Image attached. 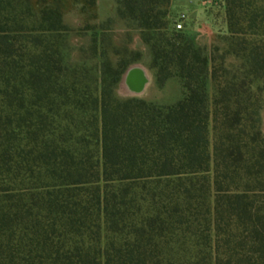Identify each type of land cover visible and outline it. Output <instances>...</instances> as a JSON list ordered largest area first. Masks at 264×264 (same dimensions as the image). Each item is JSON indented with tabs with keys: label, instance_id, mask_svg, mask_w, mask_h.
Segmentation results:
<instances>
[{
	"label": "trees",
	"instance_id": "16d2710c",
	"mask_svg": "<svg viewBox=\"0 0 264 264\" xmlns=\"http://www.w3.org/2000/svg\"><path fill=\"white\" fill-rule=\"evenodd\" d=\"M225 2L232 72L165 30L170 0H114L158 82L180 79L160 104L108 85L88 99L58 1L0 0V264H264V0Z\"/></svg>",
	"mask_w": 264,
	"mask_h": 264
},
{
	"label": "rangeland",
	"instance_id": "374dc122",
	"mask_svg": "<svg viewBox=\"0 0 264 264\" xmlns=\"http://www.w3.org/2000/svg\"><path fill=\"white\" fill-rule=\"evenodd\" d=\"M57 1L64 11L63 19L71 24V30L61 34L59 49L63 63L70 72L74 71L70 80H74L79 90L83 87L88 89L91 94L88 95V99L89 96L94 98L98 94L101 85H108L113 89V95L121 99L134 97L160 104H171L181 97L183 88L178 77L172 76L163 83L158 82L155 69L151 67L149 45L143 40L140 29L126 27L122 19L109 18L114 12L112 0H99V4L96 1L94 5H89L88 0ZM201 1L205 4L203 13L199 16V23L204 26V33L210 32V40H205L206 44L198 45L206 47V52L215 57L216 64L232 72L238 69L241 61L231 54H224L229 41L226 2L225 0ZM177 2L183 3V0ZM83 5L85 8H82ZM182 10L186 9L181 4L174 9L169 6L167 14L160 19L167 20L165 30L168 33L183 32L186 36L192 37L190 20L184 19L183 27L180 29L174 26ZM196 14L193 12L192 16L196 17ZM106 19L108 21L101 25L97 22ZM150 34L157 37L156 32ZM221 55L225 56L223 59H218ZM131 67H134V70L138 69L139 73L133 70L131 79L125 87L123 77ZM256 85L262 86L258 80L254 81V86ZM205 88L207 103L210 105L215 86L209 76L205 77ZM74 115L79 118L82 116V111L75 110ZM260 129L264 136V110L261 112ZM81 130L80 127L78 134ZM89 146L97 155L100 154L99 144L95 139L90 140ZM205 176L211 181V171H207Z\"/></svg>",
	"mask_w": 264,
	"mask_h": 264
},
{
	"label": "crops",
	"instance_id": "0c3cea01",
	"mask_svg": "<svg viewBox=\"0 0 264 264\" xmlns=\"http://www.w3.org/2000/svg\"><path fill=\"white\" fill-rule=\"evenodd\" d=\"M113 2V8L112 10L114 11V0H112ZM97 4H99V0H97ZM182 5V7L184 6L186 10H182V13H185L186 18L190 20V24H191V28H192V39L195 41L196 44H201L204 43L206 44L207 42L205 40H210V32H203V28L204 26L202 25V23H199V16L202 15L203 13V6L205 3H203V1L201 0H183V3H179L177 2V0H170V7L171 9H174L175 7H177V5ZM186 11V12H185ZM197 13L196 17L192 16V13ZM143 66V65H142Z\"/></svg>",
	"mask_w": 264,
	"mask_h": 264
},
{
	"label": "built area",
	"instance_id": "2783aa9c",
	"mask_svg": "<svg viewBox=\"0 0 264 264\" xmlns=\"http://www.w3.org/2000/svg\"><path fill=\"white\" fill-rule=\"evenodd\" d=\"M186 18L185 13H180L176 22L174 23V26L176 29H180L183 27V20Z\"/></svg>",
	"mask_w": 264,
	"mask_h": 264
},
{
	"label": "bare ground",
	"instance_id": "6f19581e",
	"mask_svg": "<svg viewBox=\"0 0 264 264\" xmlns=\"http://www.w3.org/2000/svg\"><path fill=\"white\" fill-rule=\"evenodd\" d=\"M134 67H131L130 69L127 70L123 77L124 81V86L127 87V82L131 79L132 73H133Z\"/></svg>",
	"mask_w": 264,
	"mask_h": 264
},
{
	"label": "water",
	"instance_id": "95a60500",
	"mask_svg": "<svg viewBox=\"0 0 264 264\" xmlns=\"http://www.w3.org/2000/svg\"><path fill=\"white\" fill-rule=\"evenodd\" d=\"M134 71H136V72H138V73H139L138 69H136V70H134Z\"/></svg>",
	"mask_w": 264,
	"mask_h": 264
}]
</instances>
